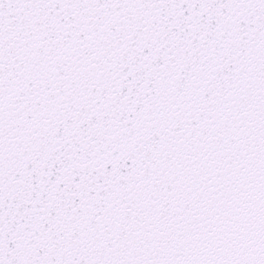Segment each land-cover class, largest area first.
Masks as SVG:
<instances>
[{"label": "snow or ice", "instance_id": "6c2138e0", "mask_svg": "<svg viewBox=\"0 0 264 264\" xmlns=\"http://www.w3.org/2000/svg\"><path fill=\"white\" fill-rule=\"evenodd\" d=\"M0 264H264V0H0Z\"/></svg>", "mask_w": 264, "mask_h": 264}]
</instances>
